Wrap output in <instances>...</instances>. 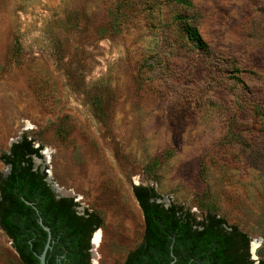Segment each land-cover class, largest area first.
<instances>
[{
	"label": "rangeland",
	"instance_id": "obj_1",
	"mask_svg": "<svg viewBox=\"0 0 264 264\" xmlns=\"http://www.w3.org/2000/svg\"><path fill=\"white\" fill-rule=\"evenodd\" d=\"M192 2L0 0V177L12 141L41 147L35 168L102 218L92 264L143 241L135 185L264 257V0ZM0 264H23L1 227Z\"/></svg>",
	"mask_w": 264,
	"mask_h": 264
},
{
	"label": "trees",
	"instance_id": "obj_2",
	"mask_svg": "<svg viewBox=\"0 0 264 264\" xmlns=\"http://www.w3.org/2000/svg\"><path fill=\"white\" fill-rule=\"evenodd\" d=\"M186 7L192 0H175ZM189 39L200 48L208 47L197 25H186ZM27 136L15 141L2 160L10 166L0 177V227L12 240L23 264H41L48 232L52 246L47 252L48 264H91V238L102 226V218L94 211H79L73 197H57L46 180L47 172L34 166L41 157ZM136 199L143 211V241L131 250L124 264H264V257L252 259L251 237L235 224L213 211L202 219L177 204L164 205L154 187L135 185ZM28 201L33 204L27 203Z\"/></svg>",
	"mask_w": 264,
	"mask_h": 264
},
{
	"label": "water",
	"instance_id": "obj_3",
	"mask_svg": "<svg viewBox=\"0 0 264 264\" xmlns=\"http://www.w3.org/2000/svg\"><path fill=\"white\" fill-rule=\"evenodd\" d=\"M14 142H15V141H12V142H11V145H12ZM46 180H47L48 183L51 185V181H50V179H49L48 177L46 178ZM51 187H52L53 190L55 191L57 197L62 196V195H60V193H58V191L54 188V184L51 185ZM27 203L34 205L33 202L28 201V200H27ZM34 206H35V205H34ZM39 222H40V224L44 227V229L48 232V238H47V241H46V244H45V247H44L42 253L39 254L38 256H39V258H40L41 264H48L46 258H47V252H48V250H49V249L51 248V246H52V231H51V229H50L49 226H47V225L44 224V222H43V218H42L41 216L39 217ZM175 262H176V257H174V259L172 260L171 264H175Z\"/></svg>",
	"mask_w": 264,
	"mask_h": 264
},
{
	"label": "flooded vegetation",
	"instance_id": "obj_4",
	"mask_svg": "<svg viewBox=\"0 0 264 264\" xmlns=\"http://www.w3.org/2000/svg\"><path fill=\"white\" fill-rule=\"evenodd\" d=\"M76 209L77 210H79V208L78 207H76ZM79 211H81V210H79ZM91 245H92V238H91ZM90 253H91V250H90ZM128 255V254H127ZM127 257V256H126ZM126 259V258H125ZM125 261V260H124ZM90 263L92 264V258H90ZM124 264V263H123Z\"/></svg>",
	"mask_w": 264,
	"mask_h": 264
},
{
	"label": "bare ground",
	"instance_id": "obj_5",
	"mask_svg": "<svg viewBox=\"0 0 264 264\" xmlns=\"http://www.w3.org/2000/svg\"><path fill=\"white\" fill-rule=\"evenodd\" d=\"M55 187L56 188H58V186H57V184L55 183ZM58 190H60V191H62L61 189H58ZM66 191L64 190V193H65ZM98 235V234H97ZM99 239V236H96V242H97V240Z\"/></svg>",
	"mask_w": 264,
	"mask_h": 264
}]
</instances>
